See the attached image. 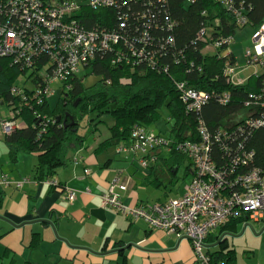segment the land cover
I'll list each match as a JSON object with an SVG mask.
<instances>
[{
  "label": "trees",
  "instance_id": "trees-1",
  "mask_svg": "<svg viewBox=\"0 0 264 264\" xmlns=\"http://www.w3.org/2000/svg\"><path fill=\"white\" fill-rule=\"evenodd\" d=\"M42 1L77 3L81 11L74 17L81 28L113 34L117 39L109 40L105 49L93 51L77 73L54 84L59 85L63 93L54 109L49 107V97H42L43 101L38 103L35 96L43 83L39 71L45 57L39 58L34 70L0 58V104L7 110L2 121L15 123L9 134H0L12 163L18 153L35 157L33 177L37 183H45L68 203L76 200L77 192L65 189L54 180V175L69 166L70 154L88 141V135L80 133L82 121H86L92 140L100 136L101 124L107 127V137L97 140L92 155L97 157L113 150V156H121L137 168L142 176L141 186L145 188L159 189L163 185L151 173L154 169L167 175L172 184L185 158L192 169L183 145L201 141V126L209 136L211 161L216 168L225 171L234 184L250 169L257 168L264 174V126L253 123L264 116L260 105L264 101V55L261 66L253 67L247 62L249 67L262 71L244 78L242 84L230 81L231 76L226 74L230 66L234 74L242 78L236 73V59L229 47L237 30L259 29L264 25V0H230L225 4L221 0H114L111 7L98 10L90 9L89 0ZM236 11L245 19L243 23L237 21ZM249 51L253 53V47ZM50 66L43 69L42 74ZM81 69L90 70L98 80L85 87ZM180 87L206 96L205 101L198 109H189L191 103L183 101ZM225 97L227 100L222 102ZM162 109L167 111L166 130L155 134L149 127L160 120ZM105 118L110 119V124L105 123ZM138 130L162 137L167 144L147 148L143 153L131 151L137 144L134 132ZM247 155L250 157L245 159ZM188 172L192 179L193 170ZM121 175L116 172L107 190L99 196L101 208V196L109 194L115 180L117 186L113 193L125 208L150 211L184 194L183 189L180 195L166 201L128 207L122 199L132 182V174L124 179ZM2 180L8 183L4 176L0 182ZM23 180H27L23 184L30 182L26 177L19 182ZM19 182L12 186L21 188L23 184L16 186ZM9 185L0 184V187ZM119 185L125 189H119ZM235 189L240 190L239 185ZM70 193L74 195L71 201ZM2 197L0 193V208ZM103 209L130 221L144 222L110 206ZM251 222L254 220L250 213L239 210L237 215L208 232L203 241L206 263L237 264L233 240L240 237ZM256 222L264 225V217ZM40 241L39 234H32L30 249H36ZM115 264H127L126 257L122 256Z\"/></svg>",
  "mask_w": 264,
  "mask_h": 264
},
{
  "label": "built area",
  "instance_id": "built-area-1",
  "mask_svg": "<svg viewBox=\"0 0 264 264\" xmlns=\"http://www.w3.org/2000/svg\"><path fill=\"white\" fill-rule=\"evenodd\" d=\"M229 1L221 0L224 4ZM113 2L114 0H89L88 6L92 10L106 9ZM80 11V6L75 2L0 0V58L8 59L15 66L33 70L39 58H46L42 70L51 65L45 74H42V70L39 71L43 83L35 93L38 103L43 101L42 97L53 95L52 85L77 73L79 67L92 56L93 51L105 49L109 40L117 39L113 34L81 28L74 17ZM235 15L239 23L244 22L245 19L239 11ZM263 55L264 25L253 38V53L247 50L245 57L250 66L257 67L262 65ZM226 74L231 76L230 81L238 84L245 80L237 77L230 66ZM180 89L183 101L191 103L189 109H198L206 99L202 94L184 90L182 87ZM250 98L254 99L252 96ZM224 99L222 102L227 100L226 97ZM260 105L264 108V101ZM253 123L264 126V116ZM14 127L13 122L0 121V133L3 135L9 134ZM200 136L201 141L198 143L183 145L193 165V178L184 187L181 197L154 206L150 211L125 208L113 193L117 186L115 180L109 194L101 196V206H110L135 219L141 218L162 234L178 235L189 240L196 260L206 263L203 241L208 232L237 215L239 210L249 212L254 220L264 217V174L253 168L239 176L234 184L227 178L226 172L216 168L211 161L209 136L203 126L200 127ZM134 137L138 141L131 151L138 150L143 153L147 148L167 144L162 137L142 130L135 131ZM249 157L247 155L245 159ZM233 165H236V159ZM26 181L16 183V186L21 187ZM0 184L8 185L4 180ZM237 185L240 190L235 189ZM118 187L125 189L124 186ZM68 199L73 200L74 195L70 193Z\"/></svg>",
  "mask_w": 264,
  "mask_h": 264
},
{
  "label": "crops",
  "instance_id": "crops-1",
  "mask_svg": "<svg viewBox=\"0 0 264 264\" xmlns=\"http://www.w3.org/2000/svg\"><path fill=\"white\" fill-rule=\"evenodd\" d=\"M96 143L92 140V144L84 145L87 148L74 150L70 154L71 164L54 175V180L65 189L77 192L73 203L34 180V156L18 153L12 163L7 146L0 143V165L6 164L4 171L0 169V178L4 176L10 183L0 187L1 263L9 260V264H45L51 259L62 264H115L125 256L127 264H198L189 240L151 230L140 220L130 221L100 207L99 196L107 190L116 172L122 173L121 179L132 174L122 199L128 207L172 198L161 200L149 187H142L140 172L135 168V173L123 157L92 155ZM151 173L160 180L165 176L159 169ZM25 177L30 179L29 183L19 189L12 186ZM249 227L242 233L247 234ZM34 233L40 235L41 241L36 249H30ZM248 251L250 255L254 251L261 254L259 250Z\"/></svg>",
  "mask_w": 264,
  "mask_h": 264
},
{
  "label": "rangeland",
  "instance_id": "rangeland-1",
  "mask_svg": "<svg viewBox=\"0 0 264 264\" xmlns=\"http://www.w3.org/2000/svg\"><path fill=\"white\" fill-rule=\"evenodd\" d=\"M78 1L81 2L85 0H78ZM258 31L259 29H253L250 27H245L244 29L237 30L233 37L234 42L229 47L230 52L234 55L236 59V65H237L236 73H238L243 79L247 78L249 75L253 74L254 72L258 71V73H260L262 71L260 68L255 69L253 67H249L244 57L245 52L247 50H252L253 38ZM81 73H82L81 74L82 76L85 75V79H84L85 87H89L93 85L98 80L96 76L91 75L90 70L88 69L87 70L81 69ZM52 89L54 90V94L51 97H49L47 101H48L49 107L51 109H54L57 104L58 99L62 96L63 93L61 92L59 85H53ZM160 114H161L160 120L156 124L149 127V130L155 134L158 133L159 131L165 132L166 130L167 111L165 109H162L160 111ZM6 116H7L6 108L0 104V121H2ZM104 121L105 123L110 124L109 118H105ZM80 126H81L80 133L82 135L83 134L88 135L87 136L88 141L86 140V143L88 145L92 144V139L89 138L91 135H89V129L87 128L86 121H82ZM98 129H100V136L97 138V140L100 141V140H103L105 137H107V127L105 124H101L98 127ZM161 136H163V133L161 134ZM0 143L4 145L2 138H0ZM106 153L110 155H114L113 150H109ZM5 167H6V164L4 163L3 165H0V169H2L3 171L6 169ZM189 170L190 171L192 170L190 167V161L187 158H185L178 166L176 175H174L176 179L173 184L170 182L169 177L165 175L161 178V181L163 183L161 189L159 190L153 189V188H150V189L156 193V196H157L156 198L159 197V199L161 200H164L166 198H175L183 192L184 187L190 182L191 175L188 172ZM164 186L165 188H163ZM164 190L167 193L166 195L167 197L164 196L163 194ZM152 202L153 200L150 201V203ZM258 220H254V222L250 223L251 226L247 228V231H248L247 234L242 233V235L238 237L237 239H234V240L232 239L234 248L236 251L237 264H258V263L264 264V231H261L264 228V225L262 224V222L257 223L256 221ZM251 249L259 250L261 251V254L256 253L257 251H254L255 253L254 255L248 254L249 253L248 250H251ZM6 263L9 264L10 261L2 260V263H1V259H0V264H6ZM18 264H23V263L19 262ZM45 264H62V263L57 262V261L52 262V260L49 259L46 261Z\"/></svg>",
  "mask_w": 264,
  "mask_h": 264
}]
</instances>
